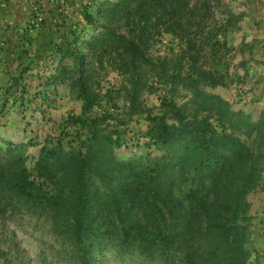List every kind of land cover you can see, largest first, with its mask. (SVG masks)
Masks as SVG:
<instances>
[{"label":"rangeland","instance_id":"1","mask_svg":"<svg viewBox=\"0 0 264 264\" xmlns=\"http://www.w3.org/2000/svg\"><path fill=\"white\" fill-rule=\"evenodd\" d=\"M189 3L196 13L192 23L184 20L187 31L174 34L165 31L170 15L151 5L138 9L123 0H0V156L14 148L26 155L35 174L43 145L52 148L59 141L65 159L91 127L102 133L113 130L120 145L106 147L117 159L137 169L164 163L157 185L182 195L192 183L173 167L183 147L155 142L152 122V117L163 116L177 123L169 106L173 100L186 117H207L258 157L262 169L243 200L237 224L247 264H264V145L258 150L257 134L264 124V0ZM117 33L139 43L153 63L143 64L125 52L112 36ZM188 72L214 101H223L225 116L215 105L200 106L191 87L170 90V75ZM212 76L223 83L213 82ZM92 183L105 194L104 204L110 202L109 192L119 188L116 180L107 186L94 177ZM144 205L124 217L150 221L154 214ZM94 226L108 232L87 254L91 264H161L119 244L115 212L100 206ZM81 253L53 231L47 210L30 211L20 203L12 216L0 218V264H85ZM175 257L184 259L182 253Z\"/></svg>","mask_w":264,"mask_h":264},{"label":"trees","instance_id":"2","mask_svg":"<svg viewBox=\"0 0 264 264\" xmlns=\"http://www.w3.org/2000/svg\"><path fill=\"white\" fill-rule=\"evenodd\" d=\"M123 1L136 3L138 9L151 5L169 14L170 19L164 22L165 31L174 34L185 33L188 27L184 20L192 23L196 14L189 0ZM116 6L120 2L114 10H118ZM112 36L135 60L153 63L135 40L122 33ZM206 74L211 76L213 72ZM211 78L213 82L223 83L217 76ZM169 80L173 93L179 85L191 87L200 106L212 104L217 106L220 115L227 114L223 101L215 99V102L214 97L207 95L197 76L176 73ZM83 94L87 101V92ZM169 106L177 123L154 116L153 130L155 142L178 143L183 147L173 167L192 183L184 186L182 195L176 194L171 186L157 185L164 163L137 169L132 162L117 159L111 148L106 147L114 142L120 145V138L112 136L113 130L102 133L91 127L79 147L64 154L65 159L59 141L52 148L43 145L34 163L35 174L28 166L26 155L7 148L6 154L0 156V218L12 216L20 203L30 211L47 210L53 231L71 241L82 251L83 262L91 264L87 254L108 232L94 226L97 212L103 206L115 212L119 219V244L134 247L142 255L161 260V264H247L248 252L237 219L245 209L243 200L253 188L262 165L254 156L253 148L240 143L232 134L218 131L207 117H186L184 108L173 100ZM257 128L260 150L264 145V124ZM94 177H99L107 186L114 180L119 183V188L109 192L110 202L101 201L105 194L99 187H93ZM144 204L154 214L150 221L124 217ZM176 253H182L184 259H177Z\"/></svg>","mask_w":264,"mask_h":264}]
</instances>
